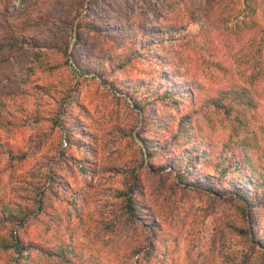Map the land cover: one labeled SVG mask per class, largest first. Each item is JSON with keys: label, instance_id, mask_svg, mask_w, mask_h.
<instances>
[{"label": "rangeland", "instance_id": "374dc122", "mask_svg": "<svg viewBox=\"0 0 264 264\" xmlns=\"http://www.w3.org/2000/svg\"><path fill=\"white\" fill-rule=\"evenodd\" d=\"M207 1L0 0V100L14 113L0 126V208L29 210L12 229L38 246L24 256L30 264H264V205L251 211L253 197L210 185V164L181 177L170 161L190 116L214 141L252 143L264 163V79L251 77L264 32L238 41L219 23L205 37L188 12H209ZM225 1L228 17L242 8ZM256 5L264 14V0ZM174 69L186 77L177 84L167 80ZM192 82L207 96L245 89L246 123L202 107ZM164 86L178 89L173 100ZM10 229L0 228V264H14L1 245ZM59 247L64 257L49 255Z\"/></svg>", "mask_w": 264, "mask_h": 264}, {"label": "trees", "instance_id": "16d2710c", "mask_svg": "<svg viewBox=\"0 0 264 264\" xmlns=\"http://www.w3.org/2000/svg\"><path fill=\"white\" fill-rule=\"evenodd\" d=\"M241 1L242 8L235 12L232 10L233 13L228 17L224 13L226 7L224 6L226 3L225 0H208L206 9L210 11L199 12L197 14L189 11V23H191V25H196L197 29L201 31L205 37L217 29L220 23L222 27H224L223 30H230V35L235 37L238 41L247 34L259 29H262L264 32L263 21H261V17L264 14L261 15L259 13L256 5L257 0ZM201 3H204V1ZM221 8L223 12L220 11ZM185 28L186 27L183 26L176 29L172 26L171 30L167 32L173 31L176 33ZM80 29L79 26L78 33ZM145 35H147L146 38L148 39L157 37H153V33L151 32H147ZM152 41L153 40H150V42ZM260 45V47L264 49V41ZM252 49L253 45L248 44L246 48L248 53H251ZM253 58L256 59L257 62V72L251 74L252 81H261L264 79V61L258 60L256 56H253ZM81 59H84V56H82ZM167 78L169 82L174 81L175 83V81H178L177 79L186 77L180 75L179 70L174 69L168 72ZM182 81L181 79L180 82ZM154 84L155 81L148 83L147 86L151 87L150 90L154 89L153 91H155L157 86ZM164 87L163 97L168 100H173L174 93L178 92V89H176V87ZM137 89L138 88H131L132 93H135ZM188 91H190L192 96L193 93L198 94V102L202 100V107L204 104V107L206 106L207 109H213L220 118H226L236 125L243 126L253 108V100L248 97L247 91L234 85L227 88L222 87L213 94L207 96L201 84L192 82ZM5 107V102L0 100V126L12 125L11 119L14 117V113L10 110L8 115L4 114L3 108ZM190 120V116H187L185 123H183V126H180L177 131L178 137L183 139L180 145L185 146V148L181 153H176L174 157L171 158V165L174 168L179 165L185 168L184 173L180 174L182 175L181 177H183L185 173L193 172L205 175L206 169L210 164L212 172L208 174V176L213 182L210 185L218 187L223 182H228V185L233 186L236 195L242 196L248 202L251 197L254 198L257 207H255L256 205L253 206L251 211L260 209L264 205V163L262 161H256L254 153L256 146L246 140H234L231 136L221 142L214 141L209 135L204 133V128L201 124V127H191ZM144 141L146 142V140ZM146 148L148 149L149 156L155 153V149H157L148 144H146ZM151 149H153L152 152ZM197 166H202V168L197 170ZM192 170L194 171L191 172ZM125 196L128 198V208L131 210L132 215H139L135 207V199L130 195ZM28 212L29 210L27 208L15 202L3 204L2 208H0V228L6 226L11 228L9 237L5 236L1 238V245L4 251H12L14 255H16L13 260L14 264H30L24 256H29L32 250H38L37 245L25 243L14 234V227H20L25 223ZM48 252L50 256H57L60 258L64 257L66 254V250L61 247L58 249H50ZM226 259L228 260V258Z\"/></svg>", "mask_w": 264, "mask_h": 264}]
</instances>
